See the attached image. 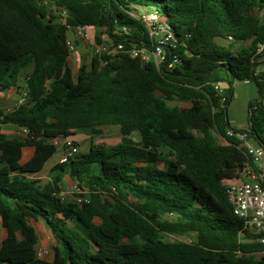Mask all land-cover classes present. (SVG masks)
<instances>
[{
    "label": "trees",
    "instance_id": "obj_1",
    "mask_svg": "<svg viewBox=\"0 0 264 264\" xmlns=\"http://www.w3.org/2000/svg\"><path fill=\"white\" fill-rule=\"evenodd\" d=\"M51 1L68 9L66 24L49 18L38 0H0V91L27 95L26 104L0 109V218L7 230L0 264H264V245L240 237L244 221L225 186L248 162L241 142L227 135L235 129L228 108L236 81L258 88L247 130L264 145V77L257 74L264 0ZM141 12L170 27L167 60L179 63L157 67L121 53L93 56L74 72L70 28L86 25L99 43L106 35L126 49L151 50ZM5 125L28 132L8 138ZM107 126L120 129L119 144L77 151L51 169L47 183L31 177L56 154V139L100 135ZM25 147L34 153L23 162ZM65 177L86 202L63 199ZM31 221L52 234V261L37 257Z\"/></svg>",
    "mask_w": 264,
    "mask_h": 264
},
{
    "label": "built area",
    "instance_id": "obj_2",
    "mask_svg": "<svg viewBox=\"0 0 264 264\" xmlns=\"http://www.w3.org/2000/svg\"><path fill=\"white\" fill-rule=\"evenodd\" d=\"M40 4L48 9L49 18L52 16L54 21L67 23L69 11L60 7L51 0H38ZM148 27L149 35L152 40V49L145 47H132L126 49L122 43L115 44L106 35L101 36L102 41H97V33L89 26H76L69 29V34L76 40L91 47L93 56L101 58L103 55L111 58L125 53L131 58L139 59L142 64L154 62L156 66L167 63L168 68H173L179 59L173 57L171 61L167 60L166 48L174 39L170 27L164 23L157 14L141 12L137 16ZM68 45L71 51H74V45L71 39H68ZM257 55L261 56V64L264 66V42L258 45ZM102 65L107 63L102 60ZM221 90L219 86H215ZM264 102V86L261 94ZM26 92H23L14 106V108L26 104ZM13 108V109H14ZM26 129H21V136H26ZM227 135L237 138L241 143L240 147L245 149L248 156V162L239 168L233 179L225 181L226 192L233 206L236 216L244 221V227L240 232L243 241L257 242L264 245V145L255 141L247 129H229ZM56 149L60 152L59 163L66 162L72 158L78 151L75 142L69 137L58 138L54 141ZM77 203H83L87 200L84 197H76ZM50 254L48 248L36 250V255L40 259H46Z\"/></svg>",
    "mask_w": 264,
    "mask_h": 264
},
{
    "label": "rangeland",
    "instance_id": "obj_3",
    "mask_svg": "<svg viewBox=\"0 0 264 264\" xmlns=\"http://www.w3.org/2000/svg\"><path fill=\"white\" fill-rule=\"evenodd\" d=\"M69 38L71 39V41L73 42V45H74V51H72V55L70 58V64H71L74 72L76 73L82 64L85 63L86 66H90V64L92 62V58H93V53L91 51V47L83 44V42H81L80 40H76L72 36V34H69ZM76 50L79 51L78 55L75 53ZM77 57L79 58V60L76 62L75 59ZM28 71H31V68ZM239 84H242V83H239ZM21 85L22 86L24 85L23 82L21 83ZM251 88H253L252 89V95H253L254 99H256V97L258 96V93H257V89L255 87V84L251 85ZM22 92H23L22 90H19V92H17L16 95H14V96H17L16 98L14 97V99H12L7 94L4 95V97L0 98V109H5V110L13 109L14 106L16 105V103L18 102ZM234 96H236V97L238 96V97H237V101H236L235 105L232 107L230 113H229V108H228L230 123L232 121L231 119H237L240 122V124H242L243 126H247L248 125V116H249L248 111L243 109V107H242L243 103H242V99L240 98V95H238V94L235 95V93H234ZM171 104L176 105L177 102H171ZM180 106L186 107V106H188V104H181ZM105 129H106V131H105L104 135L94 136L93 143L98 144V145H105V146L116 145L119 142L120 131L115 127H106ZM82 136H86V134L82 133V132H78L75 137L79 139ZM133 138L136 141H139L140 140V134L138 132H135L133 134ZM89 146H90V144H85L84 151L88 150ZM57 158H58V156L55 155L53 161L56 160ZM79 193H80L79 189L75 186V184L72 181H70L68 178L64 180L62 195H63V199L65 201H70V202L74 201ZM38 231H39L40 235H42L43 233L46 234V238L49 239V241H50L49 248L52 250L54 243H55V240L53 237H50V234L48 233V230L46 229V227L41 225L40 227H38ZM190 239H193V237L190 235H185V236L170 235L167 238V240H169V241H178V240L189 241Z\"/></svg>",
    "mask_w": 264,
    "mask_h": 264
},
{
    "label": "crops",
    "instance_id": "obj_4",
    "mask_svg": "<svg viewBox=\"0 0 264 264\" xmlns=\"http://www.w3.org/2000/svg\"><path fill=\"white\" fill-rule=\"evenodd\" d=\"M257 15H258L259 20L262 23H264V9L262 11L258 12ZM247 44L248 43H246V45ZM75 53L78 55L79 51L76 50ZM75 60L77 62L79 60V58L77 57ZM257 74H260V75H262L264 77V66H263V64H259V66L257 68ZM239 83H242V84H239ZM253 84H255V83H253L251 81H236L235 84H234V93H235V95H237V94L240 95V98L242 99V103H243L242 107H243V109L248 111V114H249V103H250V101L254 100V97L252 95V89L253 88H251V85H253ZM255 87H256L257 93H258V88H257L256 85H255ZM16 93H17L16 90L0 91V98L4 97V95L7 94L12 99H14V97L15 98L17 97V96H14V95H16ZM237 97L234 96L231 104L229 105V113L231 112L232 107L235 105V103L237 101ZM256 98H258V96ZM3 110H5V109H3ZM5 111L8 112L10 110H5ZM228 117H229V114H228ZM231 120L233 121V122L231 121L232 126L235 129H247L248 128L249 122H248L247 126H243L242 124H240V122L237 119H231ZM107 127H115V128H117L120 131V129L118 127H116V126H107ZM105 128L106 127L103 128V133L100 134V135H87L86 134V136H82L79 139L76 138L75 137L76 135H75V136L69 137V138L72 139L76 143L77 149H78L79 152H86V151H88L90 149V147L92 145H98V144H94L93 143L94 136H102V135H104L105 131H106ZM2 132L5 133L8 138H13V137H17V136L21 135V129L16 127V126H14V125L2 126ZM121 138H122V136H121V133H120L119 142L117 144H119L121 142ZM85 144H90L89 149L86 150V151H84ZM33 153H34V149L32 147H25L23 149V160L22 161L25 162L28 159H30L31 156L33 155ZM55 155H57L58 158L53 161ZM55 155L47 162V164L45 165L44 169L40 173L33 174V175H31V177H35V178L40 179L43 184L47 183L50 180L51 169L57 163H59L60 152L57 150ZM5 165H6V163L0 164V168L5 166ZM65 179H67V177H65L64 180ZM64 180H63V182H64ZM62 193H63V183H62ZM31 224L35 227L36 232H37L38 237H39V242H38V244L36 246V250L37 249H41V248H48L50 250V254L46 258V260L52 261L54 259V251H53V249L51 250L49 248L50 241H49V239L46 238V234L45 233L40 235V233L38 231V227H40L41 225L45 227V225L41 221H38V222L31 221ZM48 233L50 234V237H53L49 230H48ZM6 236H7V230L4 228V226L2 224V221H1V218H0V244L5 239ZM55 244H56V242L54 243V246H55Z\"/></svg>",
    "mask_w": 264,
    "mask_h": 264
}]
</instances>
